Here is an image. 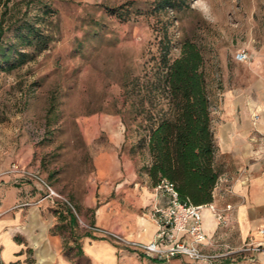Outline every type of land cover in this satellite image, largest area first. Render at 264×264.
Returning <instances> with one entry per match:
<instances>
[{"label":"rangeland","instance_id":"rangeland-1","mask_svg":"<svg viewBox=\"0 0 264 264\" xmlns=\"http://www.w3.org/2000/svg\"><path fill=\"white\" fill-rule=\"evenodd\" d=\"M4 1L1 40L14 52L2 64L13 66L0 68V215L45 201L51 233L58 211L73 217L75 234L84 230L80 201L89 193L100 201L106 184L150 185L146 138L167 110L160 77L167 41L169 61L184 41L200 50L211 126L224 77L232 80L234 66L244 73L242 64L264 52V0H186L175 10L159 0ZM29 23L45 48L15 37ZM240 50L248 57L235 62ZM40 180L75 212L44 198Z\"/></svg>","mask_w":264,"mask_h":264},{"label":"crops","instance_id":"crops-1","mask_svg":"<svg viewBox=\"0 0 264 264\" xmlns=\"http://www.w3.org/2000/svg\"><path fill=\"white\" fill-rule=\"evenodd\" d=\"M242 66L244 73L234 66L231 81L224 77L211 126L219 177L210 203L222 212L230 204L227 222L218 226L211 209L202 211L205 233L232 246H239L248 237L264 240V145L259 140L264 135V52ZM252 113L258 117L254 119ZM99 175L106 173L100 171ZM99 192L98 202L91 193L80 201L79 211L88 224L132 241L152 239L157 228L148 213V206L157 201L152 185L123 183L114 187L109 183ZM45 205L41 201L0 215V264H191L183 256L147 255L86 229L72 236L70 228L63 237L59 232L51 233L54 216ZM235 264H264V255Z\"/></svg>","mask_w":264,"mask_h":264},{"label":"trees","instance_id":"trees-1","mask_svg":"<svg viewBox=\"0 0 264 264\" xmlns=\"http://www.w3.org/2000/svg\"><path fill=\"white\" fill-rule=\"evenodd\" d=\"M186 4V0L157 1L158 6L172 10ZM24 28V32L20 30L15 35L21 43L34 45L38 50L45 48V36L38 28L31 23L24 24ZM2 33L0 21V68L6 69L13 63L7 67L2 64L10 60L14 51L2 42ZM166 44L160 57L164 68L160 77L167 110L158 113L148 130L146 147L150 161L145 172L152 186L164 178L173 183L182 199L193 204L209 203L219 169L215 162L210 100L201 70L202 54L194 43L184 41L179 56L169 61L168 41ZM58 214L56 231L70 228L72 236L73 217L69 213L68 217L59 211Z\"/></svg>","mask_w":264,"mask_h":264},{"label":"built area","instance_id":"built-area-1","mask_svg":"<svg viewBox=\"0 0 264 264\" xmlns=\"http://www.w3.org/2000/svg\"><path fill=\"white\" fill-rule=\"evenodd\" d=\"M247 57L248 53L244 50L237 51L234 55V59L238 61H245ZM252 116L254 119L258 117L256 113H252ZM259 140L264 145V135ZM40 182L45 191L44 198L65 202L75 212L66 197L57 193L44 180ZM153 191L157 201L150 205L148 213L157 228L152 239L147 242L128 240L117 232L85 222L81 223L86 230L138 248L147 255L160 258L183 256L191 264H235L239 260L253 261L257 254L264 255V240L257 242L252 237H248L239 246H232L216 241L205 233L202 226L203 209L205 207L211 209L216 224L223 226L227 222L226 211L230 210V204L225 206V212L215 209L210 202L193 204L182 199L173 183L164 178L153 186Z\"/></svg>","mask_w":264,"mask_h":264}]
</instances>
